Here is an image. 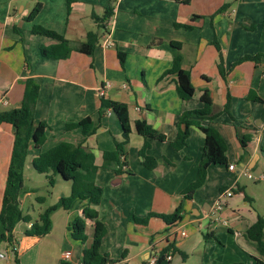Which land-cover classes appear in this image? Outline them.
<instances>
[{"label": "crops", "instance_id": "obj_1", "mask_svg": "<svg viewBox=\"0 0 264 264\" xmlns=\"http://www.w3.org/2000/svg\"><path fill=\"white\" fill-rule=\"evenodd\" d=\"M40 5L37 16L28 20ZM107 9L111 25L105 17ZM187 25L193 28L188 30ZM35 26L70 41V58L43 57L41 49L57 41L35 35ZM91 34L97 43L94 54L88 56L78 48ZM108 34L115 47L106 49L103 43ZM173 42L182 45V69L190 73L195 88L189 101L179 97L178 75L171 72L177 53ZM247 56L257 60H243ZM31 79L40 87L32 103L34 123L47 124V140L41 148L30 145L20 206L31 222L17 225L15 249L7 242L0 245L5 256L0 264H83L84 250L93 243L95 222L85 220L84 244L73 239L70 227L84 218L87 201H76L70 210L54 211L53 228L47 236L26 235L46 210L72 194L73 183L50 172L53 185L41 174L47 182H43L44 196L33 168L37 156L64 142L82 146L95 158V183L104 193L95 209L107 229L101 252L109 257L108 264H147L154 243L163 251L168 245L176 249L168 264L264 262L246 237L259 217L264 218V180L245 175H264V0H76L70 11L66 0H0V112L22 106ZM106 83L110 87L104 99L129 108L126 166L121 159L104 167L105 153L115 151L116 143L123 141L118 116L112 109L101 111L98 89ZM205 90L212 98L215 118L202 124L223 136L228 165L211 166L205 184L189 200L184 191L197 180L205 136L191 127L182 150L174 149L172 143L182 114L203 108ZM251 92L263 102L247 100ZM229 98L231 109L225 112ZM86 118L92 121L93 134L85 136L83 128L67 129ZM137 121H145L166 138L149 140L146 154L157 161L154 170L143 164L140 152L146 139L138 133ZM14 141L13 126L0 124V212ZM228 190L234 191L233 197L212 217L218 197ZM38 197L45 201L39 203ZM180 207L183 220L174 226L159 217H152L146 225L130 219L131 215L140 219L150 214L171 215ZM175 227L188 236L167 243ZM67 252L70 259H64Z\"/></svg>", "mask_w": 264, "mask_h": 264}, {"label": "trees", "instance_id": "obj_2", "mask_svg": "<svg viewBox=\"0 0 264 264\" xmlns=\"http://www.w3.org/2000/svg\"><path fill=\"white\" fill-rule=\"evenodd\" d=\"M76 0H66L68 11L71 10L73 3ZM41 9V5L35 8L27 17L28 20H33ZM108 15L111 17L110 9H107ZM105 18V19H106ZM198 18V17H195ZM191 30L192 26H184ZM256 27H252L255 29ZM35 35H41L57 41V44L41 49L43 57L51 60H67L72 53V46L63 35L49 30L42 26H35L33 29ZM95 35H89L88 41L82 44L78 51L92 56L96 49ZM172 46L177 49L174 57L172 73L178 75V95L183 101H189L194 97L195 88L191 81L189 72L182 69L183 57L180 53L182 45L180 43H172ZM243 60H257V57L247 56ZM26 96L20 108L10 111L0 112V124H11L15 130V141L11 157V163L7 176L6 189L2 202V209L0 212V245L4 242L9 243L15 249L14 231L20 222L30 223L31 218L24 216L20 206V198L24 190V170L26 159L29 154L31 143H34L36 148H41L47 140V124L42 122L35 126L32 103L39 95V85L35 80H28L26 83ZM247 100L255 102H263L261 98L250 93ZM203 108L195 111H188L182 114L178 121V135L172 147L176 150H182L186 145L190 136L191 127L198 128L205 136V144L202 148V158L199 165L197 180L191 184L185 191L186 199H192L197 190L201 188L208 177L209 168L213 165H228L227 158V144L223 136L217 129L212 126H204L203 120L212 121L215 117L213 115V101L208 90L204 91L201 97ZM108 109H112L118 116L123 129V141L116 143V150L113 152H106L104 155V167L109 168L124 159L126 166V158L124 148L128 144L131 126L130 114L127 105L108 101L102 98L101 111L105 113ZM231 98L225 106L224 111L230 112ZM75 128H83L85 136L93 134V124L90 118L74 124L67 125L68 130ZM136 129L138 133L146 139V143L140 152L143 159V164L150 170L157 168L158 163L155 158L146 154L150 148L149 140L165 141V136L155 131L145 121H137ZM34 170L43 175H47L49 184L53 185L54 178L48 176L50 172L54 175H60L64 180L73 183L72 194L70 197L62 198L59 204L55 207L49 208L41 216L39 222L32 224L31 229L26 231L27 236L44 237L50 234L53 224L51 215L59 208L70 210L76 201H87L88 206L84 209V218L76 219L70 227L73 239L84 244L87 241L86 235V219H91L95 222L94 239L92 246L84 250L82 258L83 264H108L110 259L107 255L102 254L101 246L104 237L107 234L105 225L99 220L98 212L95 207L99 206L103 200V190L95 183L97 166L95 165V158L92 153L87 152L82 146H76L71 143H61L58 146L50 149L37 156L33 160ZM37 201L43 203L45 199L38 197ZM152 217H159L163 219L168 225L174 226L183 220V208L180 207L175 213L171 215H156L150 214L144 219H140L135 215H131L130 219L137 224H148ZM246 237L249 241L256 245L260 255L264 256V218L259 217L256 224H254L247 231ZM172 251L176 252L173 247L163 251L160 255L157 264H168L166 255ZM257 264H264V262L257 260Z\"/></svg>", "mask_w": 264, "mask_h": 264}, {"label": "built area", "instance_id": "obj_3", "mask_svg": "<svg viewBox=\"0 0 264 264\" xmlns=\"http://www.w3.org/2000/svg\"><path fill=\"white\" fill-rule=\"evenodd\" d=\"M112 23V19L110 18L109 21H108V25H111ZM103 47L106 48V49H109V48H113L115 47V41L111 38V35L108 34L104 40V43H103ZM110 87V84L109 83H106L105 85H103L102 87H100L98 89V95L99 97L101 98H104L105 95H106V89ZM229 170L230 171H234L235 170V166L234 165H230L229 166ZM245 175L249 178V179H252V180H264V175H261L259 177H254L251 173L249 172H245ZM234 195V191L233 190H228V191H224L223 193L220 194V196L218 197L216 203H215V207H214V211L212 213V217H217V214L222 211L224 209V207L226 206L228 200L230 198H232ZM188 235H187V232L185 230H180V229H177L176 227L173 228L169 235H168V239H167V243L170 242V240H174V241H177L178 239H181V238H186ZM169 246L171 245H168V248ZM150 250H151V254H150V257L147 261V264H157L158 261H159V258H160V255L161 253L163 252V250H160L159 249V245L158 243H154L150 246ZM172 251H170L167 255H166V261L169 262L171 261L172 259ZM4 254L3 253H0V258H4ZM71 257V254L69 252L65 253L64 254V259H70Z\"/></svg>", "mask_w": 264, "mask_h": 264}, {"label": "rangeland", "instance_id": "obj_4", "mask_svg": "<svg viewBox=\"0 0 264 264\" xmlns=\"http://www.w3.org/2000/svg\"><path fill=\"white\" fill-rule=\"evenodd\" d=\"M37 173V172H36ZM36 175H38V180H37V182H38V188H40V191H42L43 193V195L44 196H46L45 194H47L46 193V191H43V190H46V189H43L44 187H43V182L44 183H46L47 184V182H45L44 181V177L41 175V174H36ZM244 181H247L248 183H250V184H252L253 183V181H251V180H247V179H244ZM45 192V193H44ZM27 208H28V203L24 206V209H25V212L27 211ZM36 216H37V214H36Z\"/></svg>", "mask_w": 264, "mask_h": 264}]
</instances>
